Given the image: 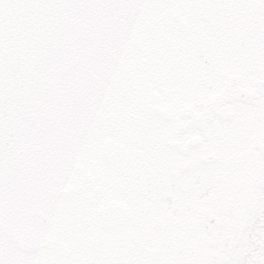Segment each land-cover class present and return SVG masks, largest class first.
Returning a JSON list of instances; mask_svg holds the SVG:
<instances>
[{"label":"snow or ice","instance_id":"6c2138e0","mask_svg":"<svg viewBox=\"0 0 264 264\" xmlns=\"http://www.w3.org/2000/svg\"><path fill=\"white\" fill-rule=\"evenodd\" d=\"M0 264H264V0H0Z\"/></svg>","mask_w":264,"mask_h":264}]
</instances>
